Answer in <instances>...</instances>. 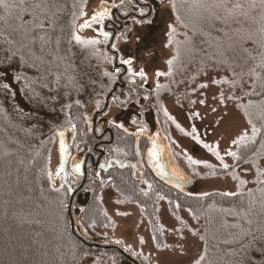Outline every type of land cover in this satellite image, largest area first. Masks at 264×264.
Wrapping results in <instances>:
<instances>
[{"label":"rangeland","instance_id":"rangeland-1","mask_svg":"<svg viewBox=\"0 0 264 264\" xmlns=\"http://www.w3.org/2000/svg\"><path fill=\"white\" fill-rule=\"evenodd\" d=\"M138 1L152 6L159 3L158 0ZM102 3L123 4L122 0H88L73 32L83 55L89 59L88 83L91 86L88 91L84 89L78 99L83 107L81 112L87 136L80 137L75 127L57 128L71 129L65 137L69 156L95 154L97 142L90 138L86 124V114L91 112L101 114L99 120L107 119L106 126L111 129L115 124L127 129L146 128L150 134L157 131L166 145L171 171L182 182L188 183L180 189L182 195L233 194L240 188L253 186L255 171L249 166L219 170L234 164V157L227 154L235 152L237 144H233V140L239 138L240 141L244 133L251 130L237 96L247 87L242 80L245 71L241 67L243 61L239 63L240 50L237 49L241 48L237 38L255 30L251 25L252 15L253 20L264 16V0H172L161 8V13H153L157 19L155 23L151 19L140 23L137 19L129 20L131 27L117 34L110 51L106 49L105 39L98 36L102 31L98 22L91 24L92 29L85 33L78 32L79 25L89 21ZM179 5L181 9H177ZM114 51L119 63L130 57L135 62H142L147 75L144 86L155 89L151 100L146 95L127 104L110 101L105 111L106 94L117 80L111 73ZM240 53L244 57L242 51ZM6 71L4 69V82L10 85V73ZM143 105V118H135L143 124L140 126L133 118L138 117ZM54 132L50 160L52 175L59 165ZM217 152L222 160L215 154ZM109 153L117 158L124 154L118 146L109 149ZM261 166L264 168V160ZM90 176L93 177L91 170ZM112 176H105L100 184H90L75 199L73 214L77 216L80 206L91 193L97 192L93 195L100 208L93 218L100 215L103 219L89 222L90 239H95L96 243L113 241L132 251L143 264L202 263V228L187 208L178 203L170 207L166 196H155L151 190L152 180L137 182L135 188L138 187L144 204L156 206L149 221L134 197L129 199L127 192L116 189ZM71 178L74 179L69 177L68 181H73L70 183L73 188L78 187L82 177H77L76 181ZM120 259L113 252L93 250L80 264H119Z\"/></svg>","mask_w":264,"mask_h":264},{"label":"trees","instance_id":"trees-1","mask_svg":"<svg viewBox=\"0 0 264 264\" xmlns=\"http://www.w3.org/2000/svg\"><path fill=\"white\" fill-rule=\"evenodd\" d=\"M87 1L5 0L0 7V264H80L97 250L73 227L67 189L50 171L58 127L87 136L78 99L90 90L89 59L73 35ZM255 20L252 15L255 30L237 38L247 85L237 96L251 130L240 138L234 164L219 170L249 166L254 185L233 194L186 196L153 177L150 183L155 196L187 208L199 222L201 264H264V16ZM111 175L116 189L134 197L151 221L156 206L144 204L130 174ZM93 194L77 214L82 228L103 219L93 218L100 208Z\"/></svg>","mask_w":264,"mask_h":264},{"label":"flooded vegetation","instance_id":"flooded-vegetation-1","mask_svg":"<svg viewBox=\"0 0 264 264\" xmlns=\"http://www.w3.org/2000/svg\"><path fill=\"white\" fill-rule=\"evenodd\" d=\"M158 2L159 3L157 5L152 6L151 4L147 3L143 4L138 0H132L131 5L127 7L125 6L127 4V0L119 6H117L115 3L116 7L112 6L113 3H110L109 5H107V3H102L95 9L94 14L104 11L105 7L107 8V12L102 19L93 20L92 22H90L87 25L86 31L88 29H92L91 24H97L96 22H98L102 27V31L98 33V36L104 38L102 33L107 32L109 34V39L105 41L106 49L110 51V48L112 47L117 34L122 32L124 33V30L131 27V22L129 20L137 19V22L140 23L143 20L151 19V21L155 23L157 22V19L154 18L153 13H161V8H163L166 4L172 2V0H158ZM141 10H143V15L140 14ZM93 15L91 17H93ZM109 53L111 54L112 52ZM129 54H131V52ZM112 55H114L115 57V63L111 68V73L116 76L117 80H115L111 90L106 94L105 100L107 106L105 108V111L108 108V103L110 101H114L118 104H122V102L127 104L138 97L145 98L146 95H149L148 100H151L154 97L155 89L154 87H151L150 89L144 86L147 75L145 74L144 78L139 75L140 71L144 72V65L142 64V62H135L134 59L130 57L126 58L125 60L130 59L132 61L131 65L119 63L117 52L114 51ZM152 107H154V103H152ZM144 110L145 108L143 105L139 111L140 113L138 112V117L134 116L133 119H142ZM104 114L105 113H103V115ZM100 115L91 112L86 114L87 132L90 138L95 139V142H97L96 147L94 148L95 154H89L88 157H81L76 155H72L70 157L69 148L67 147L68 164L65 178L66 185L63 183L62 175H60L56 181L58 183L60 180L61 183L66 187V189L68 187L71 188V192L74 195L72 199L68 192V189L67 192L70 197L68 207L70 205V216L73 217V219L75 217V214L72 216V211L74 209V206L76 205L75 199L79 192L83 191L90 184H100L105 176L118 171L125 174H130V176L136 181V183L143 181L149 182L150 180H152V177L154 178L151 171L147 167L145 154L150 140L154 138L157 131L154 132V134H150V132H148L146 128L137 127L127 129L120 128L115 124H112L113 129H111L110 127L106 126L108 124L107 119H105V121H103L102 119L99 120ZM136 121L137 120L135 119V122ZM136 123H138L139 125L141 124V122ZM70 130L71 129H69L68 132H70ZM114 130H116V132ZM117 132H120L121 134H118ZM114 146L122 148V151L124 153L122 157L117 158V156H113L109 153V149L113 148ZM76 161H78V163H76ZM112 161L118 162L119 166H116ZM72 162L74 163L71 167ZM88 162L91 166V168L89 169ZM123 166L124 168L121 169ZM89 170H91L93 177H88ZM69 177L74 178H71L70 180H78L79 178L77 177H82L79 186L73 188V186L71 185L73 184V181L69 182ZM77 217L79 224V216L77 215ZM73 227L76 228L74 224ZM79 227L83 233L80 237L85 240V243L87 245L99 251L105 250L115 253L116 257H121V259L119 260V264H143L140 258L137 255L133 254L132 251L125 249L123 246L114 243L113 241H102L96 243L95 239H90L88 229L82 228L80 225Z\"/></svg>","mask_w":264,"mask_h":264},{"label":"water","instance_id":"water-1","mask_svg":"<svg viewBox=\"0 0 264 264\" xmlns=\"http://www.w3.org/2000/svg\"><path fill=\"white\" fill-rule=\"evenodd\" d=\"M91 18L89 21L83 22L78 27V32L83 34L87 29V25L92 22ZM69 129L63 130H55V137L57 138V155L59 160L58 167L54 170L53 181L56 182L60 175H62L63 183L66 185V171H67V146L65 142V136ZM62 134V135H61ZM146 164L148 169L151 171L152 175L161 183L166 185H173L179 189L185 188L188 183L182 182L172 171L169 164L168 156H167V148L159 133H156L154 138H152L149 142V146L146 150ZM116 166H119V163L116 161H112ZM71 163V167L72 164ZM78 163V161H76ZM110 164V163H109ZM124 166L121 168L123 169ZM107 171V169H106ZM68 187V186H67ZM68 192L73 198V194L71 192V188H67ZM69 214H71V207H68ZM74 225L78 228L79 234L82 235V231L78 225V217L75 216L73 219Z\"/></svg>","mask_w":264,"mask_h":264},{"label":"snow or ice","instance_id":"snow-or-ice-1","mask_svg":"<svg viewBox=\"0 0 264 264\" xmlns=\"http://www.w3.org/2000/svg\"><path fill=\"white\" fill-rule=\"evenodd\" d=\"M123 2H124V0H122V3H123ZM131 3H132V0H127V4H126L125 6H126V7H127V6H130ZM5 6H6V5H5V0H0V7H5ZM112 6H113V7H116V5H115L114 3H113ZM106 12H107V8L105 7L104 11H101V12H98V13L94 14L93 17H92V19H93V20H99V19H102ZM140 14H141V15L144 14L142 10H141ZM102 35L104 36V39H105L106 41L109 39V34H108L107 32L102 33ZM76 39H79V38L77 37ZM92 43H98V41H92ZM113 47H114V46H113ZM122 62L125 63V64H128V65H131V64H132V61H131L130 59H129V60H124V61H122ZM139 75H140L142 78L145 77V73H144L143 71H140V72H139ZM157 75H161V73H157ZM201 87H207V85H201ZM5 88H7V85H5ZM221 103H223V96H221ZM213 111H215V109H213ZM197 115H198V114H197ZM249 123H251V121H249ZM255 132H256V129H255V127L253 126V133L255 134ZM61 135H62V134H61ZM246 137H247V133L245 132L243 138H246ZM239 142H240V141H239V138L236 139V140H233V144H238ZM206 147L211 148L210 145H206ZM215 154L217 155L218 158H220L218 152L215 153ZM227 154H228V155H231V156H233V157L236 156V153H234V152H230V151H229ZM220 159L222 160V158H220ZM193 163H195V161H193ZM226 167H227V165H225V168H226ZM177 207H178V206H177Z\"/></svg>","mask_w":264,"mask_h":264},{"label":"bare ground","instance_id":"bare-ground-1","mask_svg":"<svg viewBox=\"0 0 264 264\" xmlns=\"http://www.w3.org/2000/svg\"><path fill=\"white\" fill-rule=\"evenodd\" d=\"M58 164H59V160H58ZM74 224V223H73ZM79 225V224H78ZM77 228V227H76ZM77 230H78V228H77ZM78 233H79V230H78ZM83 234V233H82ZM80 235V234H79ZM80 236H82V235H80Z\"/></svg>","mask_w":264,"mask_h":264}]
</instances>
